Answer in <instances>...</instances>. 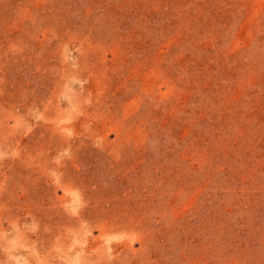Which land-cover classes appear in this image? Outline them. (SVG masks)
<instances>
[{"label": "rangeland", "instance_id": "1", "mask_svg": "<svg viewBox=\"0 0 264 264\" xmlns=\"http://www.w3.org/2000/svg\"><path fill=\"white\" fill-rule=\"evenodd\" d=\"M0 264H264V0H0Z\"/></svg>", "mask_w": 264, "mask_h": 264}]
</instances>
